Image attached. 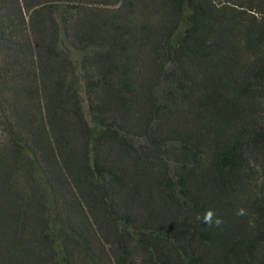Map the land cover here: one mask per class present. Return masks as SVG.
I'll use <instances>...</instances> for the list:
<instances>
[{"label": "trees", "instance_id": "trees-1", "mask_svg": "<svg viewBox=\"0 0 264 264\" xmlns=\"http://www.w3.org/2000/svg\"><path fill=\"white\" fill-rule=\"evenodd\" d=\"M0 264H264V0H0Z\"/></svg>", "mask_w": 264, "mask_h": 264}, {"label": "clouds", "instance_id": "clouds-1", "mask_svg": "<svg viewBox=\"0 0 264 264\" xmlns=\"http://www.w3.org/2000/svg\"><path fill=\"white\" fill-rule=\"evenodd\" d=\"M235 214L238 217H243L247 215V210L243 207H240L236 210ZM194 219L208 228H220L224 223L223 218L217 216L212 209H207L202 214L197 213Z\"/></svg>", "mask_w": 264, "mask_h": 264}]
</instances>
